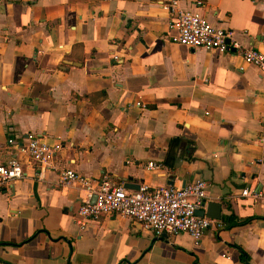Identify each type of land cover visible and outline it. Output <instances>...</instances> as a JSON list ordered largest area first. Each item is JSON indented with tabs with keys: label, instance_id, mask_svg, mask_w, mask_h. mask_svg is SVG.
I'll return each instance as SVG.
<instances>
[{
	"label": "crops",
	"instance_id": "1",
	"mask_svg": "<svg viewBox=\"0 0 264 264\" xmlns=\"http://www.w3.org/2000/svg\"><path fill=\"white\" fill-rule=\"evenodd\" d=\"M159 1L0 0V163L27 135L59 145L40 179L25 164L0 186V264H264V207L239 196L264 188V77L238 54L173 42ZM181 6L264 51V0ZM65 169L129 191L202 179L220 226L197 244L116 215L80 228L86 191L57 183Z\"/></svg>",
	"mask_w": 264,
	"mask_h": 264
},
{
	"label": "built area",
	"instance_id": "2",
	"mask_svg": "<svg viewBox=\"0 0 264 264\" xmlns=\"http://www.w3.org/2000/svg\"><path fill=\"white\" fill-rule=\"evenodd\" d=\"M195 7L201 5L195 1ZM160 8L171 17V25L175 30L172 41L193 49L216 50L221 53L238 54L242 61L254 67L261 77H264V51L240 45L231 30L210 25L196 10L181 6V0H161ZM264 98V91H263ZM141 107L139 101L134 104ZM9 145L15 146L12 139ZM59 145L49 146L32 135H27L13 154L0 163V186L23 178V165L37 167V178L42 177L49 161ZM161 165L147 162L146 168L154 170ZM78 182L86 191V198L78 206L75 222L82 228L87 221L96 220L101 215H116L130 219L142 230L156 237L174 236L187 233L194 244H197L203 231L215 223L205 216L196 215L206 201L207 183L202 179H194L182 186L149 187L141 182L133 191L125 190L122 183H115L108 177H103L97 186H91L89 181L73 170L65 169L58 175L59 185H70ZM94 196V201L90 202ZM239 196L252 204L264 207V188L246 186L240 189Z\"/></svg>",
	"mask_w": 264,
	"mask_h": 264
},
{
	"label": "water",
	"instance_id": "3",
	"mask_svg": "<svg viewBox=\"0 0 264 264\" xmlns=\"http://www.w3.org/2000/svg\"><path fill=\"white\" fill-rule=\"evenodd\" d=\"M94 196L91 197L90 202L94 201ZM219 209H220V204L217 202H212L209 201L206 203L205 209L197 210L196 215L198 216H206L208 218H213V219H218L219 218ZM164 237V236H162Z\"/></svg>",
	"mask_w": 264,
	"mask_h": 264
},
{
	"label": "trees",
	"instance_id": "4",
	"mask_svg": "<svg viewBox=\"0 0 264 264\" xmlns=\"http://www.w3.org/2000/svg\"><path fill=\"white\" fill-rule=\"evenodd\" d=\"M249 219H246V220H237L236 218H234L233 216H226V217H223L221 219V222L223 225L225 226H228L229 224H232V225H237V224H242V223H245L247 222ZM244 254V253H243Z\"/></svg>",
	"mask_w": 264,
	"mask_h": 264
}]
</instances>
